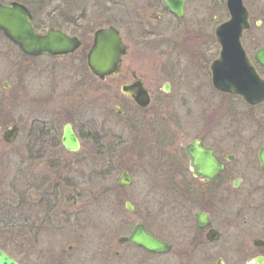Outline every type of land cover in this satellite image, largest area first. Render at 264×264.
Masks as SVG:
<instances>
[{"label":"flooded vegetation","instance_id":"flooded-vegetation-1","mask_svg":"<svg viewBox=\"0 0 264 264\" xmlns=\"http://www.w3.org/2000/svg\"><path fill=\"white\" fill-rule=\"evenodd\" d=\"M11 3L27 8L37 33L55 28L77 38L80 45L66 55H29L0 31L2 38L32 61L42 57L78 61L70 74L61 67V71L49 68L34 75V83L42 86L45 76L46 88L70 82L64 98L60 95L61 100H57L59 95L52 94L47 101L50 105L61 102L55 115L59 118L32 121L50 131L44 146L36 148L44 155L38 159H45L54 173L64 171L65 177L64 173L57 179L43 177L36 184L22 181L27 190L18 192L19 202L10 209L15 228L24 230L20 226L27 225L34 251L16 250L15 254L3 247L0 250L18 264H264V101L251 104L241 95L215 88L209 64L218 54L207 62L212 33L222 22L212 10L223 7L227 12L226 0H0L1 5ZM213 20L216 24L212 30ZM110 27L120 33L127 53L116 75L100 78L88 66V54L96 32ZM133 36L143 41V60L154 52L157 58L174 55L186 59L188 65L183 63L178 71L159 68L158 75L173 80L165 78L157 87L150 86L144 73L128 68L124 71L125 57L131 50L128 38ZM214 40L218 44L215 34ZM250 58L264 78L253 55ZM200 59L208 71L191 70L189 65ZM119 78L121 98L114 104L113 115L130 132L128 140L123 130L115 132L117 125H111L107 117L99 122L94 117L99 109L100 84ZM134 81H140L148 93L145 106L122 91L123 85ZM2 87L8 83L3 82ZM66 124L79 141L78 150H68L62 144ZM84 141L90 143L93 156L107 160L106 166H95L89 177L104 178L100 172L106 171L107 177L119 172L118 193L136 180L139 187L146 188L143 219L135 223L141 222L144 231L161 242L164 250L150 251L121 242L135 223L118 237L111 229L89 249L91 246L83 244L90 225L84 214L73 209L56 212L61 190L71 188L74 192L79 185L74 162L64 157L81 152ZM120 147L132 157L116 165ZM143 172L147 179L143 180ZM123 173L130 184L120 186ZM142 188L136 195L142 194ZM30 190L38 196L30 199ZM62 197L66 201L70 198L72 207L77 205L78 195ZM127 202L131 204L127 200L124 207ZM44 234L56 236L55 253L37 248ZM30 247L20 246L26 250Z\"/></svg>","mask_w":264,"mask_h":264},{"label":"rangeland","instance_id":"rangeland-1","mask_svg":"<svg viewBox=\"0 0 264 264\" xmlns=\"http://www.w3.org/2000/svg\"><path fill=\"white\" fill-rule=\"evenodd\" d=\"M54 3L59 5L58 1ZM245 4L249 9L251 26L244 33L241 41L248 55L252 56L259 46L264 45V0H245ZM212 15L217 16L220 21L228 18V13L223 7H219L218 9L213 8ZM257 21L260 22L259 25H256ZM215 24L213 20L212 30ZM128 40L131 44V50L125 57L124 63L126 64V68L124 71L134 69L140 75L144 73L147 77V83L152 87L162 84L165 78L173 80L169 76L158 75L159 68H164V71H178L179 68L183 67V63L188 65L186 59H179L174 55H164L157 58L154 52H150L143 60V41L134 36L129 37ZM210 43L207 62L209 59L216 57L219 50V45L214 40V33H212ZM39 59L40 61H32V59L23 56L16 46L0 35V126L5 128L11 124H17L20 129L17 139L10 144L4 142L0 135V247L15 254L17 253L16 250H23L25 253L34 251L31 248L33 247V241L26 228L27 225L26 227L20 226L21 228H25L24 230L15 228L13 225L15 222L14 217L7 214L8 209L11 206L14 207L19 202L18 192L27 190L28 185H23L22 181L27 180L29 184H36L43 177L57 179L61 178L62 173H64V171L52 172L46 166L47 162L45 159L34 160L30 158L38 155L40 150L37 151L36 148L39 146H36L30 154L25 149V146L26 136L29 133L33 120L45 121L50 118H59L55 115L59 114L61 102L50 105L47 101L52 94H58L57 100H61L69 90L70 82L68 84L64 82L58 85L57 88H54L53 85L46 88L44 75L42 76L45 83L43 86L39 82L38 85L35 84V79L33 78L38 71H45L49 68H51V71H61V67H65L64 71L70 74L71 72L68 71L75 68L76 64H78L76 59L65 60L62 58L51 59L46 57ZM200 60H194L193 65H189L191 70L196 71L195 69L201 68L203 69L202 71H208L205 67L206 64H202L203 60ZM261 71H264V69H261ZM198 75L199 80L204 86V75L202 72ZM121 78L100 84L97 100L99 109L94 117L97 122L103 121L107 117L108 121H112L111 125H117L115 132L118 129L123 130L124 137L128 140L131 138L130 132L128 129H124L125 127H121L117 123L119 121L116 122V117L113 115L115 113L114 104L121 98L120 95L118 96ZM18 79H20L19 82ZM3 82H7L8 87H2ZM58 83L61 82L58 81ZM205 87L207 88V86ZM144 119L143 117V121H145ZM45 147L47 149L48 145L46 144ZM118 152L121 156L116 160V165L119 163L123 164L124 161L127 163L132 157L129 153L126 154L124 152L123 147H120ZM48 155L46 154V158ZM64 158L74 162L73 165L75 167L73 169L77 173L79 185L75 187L74 192L71 191V188H63L61 195H78V201L76 202L77 205L72 207L70 198L66 201L60 196V203L56 212L73 209L84 214L86 222L90 223L88 229L84 232L83 244L85 246L89 248L91 245H96L99 243L100 238L111 233V229L114 230L117 237L125 234L130 231L136 220L143 219V189L146 191V188L137 185L139 180H136L133 186L125 188L124 191L118 193L116 187L119 172L105 178L89 177V173H92L91 170L96 169L94 168L95 166H106L107 160L101 156H93L91 154V145L86 141L83 142L81 152L77 155H67ZM62 177H65V173ZM146 177V173L143 172V180ZM139 188H142L140 196H138L139 194L136 195V193H139ZM38 194V192L35 193L30 190L29 198L34 199ZM127 200L133 205L135 213L124 207V203ZM154 209V206L151 205L153 212ZM128 219H132V222H127ZM95 233L96 236L92 237L91 235H95ZM53 237L56 236L42 235L37 242L39 245L37 248H43L49 253H55L57 248L54 247L56 243ZM22 245L31 247L29 250H26L20 248ZM89 249H92V246ZM18 255L21 256L20 254Z\"/></svg>","mask_w":264,"mask_h":264},{"label":"water","instance_id":"water-1","mask_svg":"<svg viewBox=\"0 0 264 264\" xmlns=\"http://www.w3.org/2000/svg\"><path fill=\"white\" fill-rule=\"evenodd\" d=\"M226 7L228 18L214 29L215 39L219 44V54L209 64L212 84L221 91L241 95L251 104L260 103L264 101V78L257 73L256 66L241 42L244 32L250 28L249 11L243 0H226ZM256 24L259 25L260 22L257 21ZM0 31L23 53L29 55H66L74 52L80 45L77 38L70 37L55 28L37 33L30 21L29 11L18 3L0 4ZM126 53L127 48L116 28L100 29L96 32L93 46L88 54V66L100 78L116 75L122 57ZM253 60L264 67V45L256 49ZM122 91L140 105L145 106L148 103V93L140 81L123 85ZM18 134L17 124L4 129L0 127V135L6 143L14 142ZM62 144L71 151L80 148L70 124L64 127ZM127 184H130V178L123 173L119 178V185ZM125 207L133 210L129 202ZM120 241L131 242L150 251L164 250L163 244L147 234L139 221L135 223L132 232L126 237H121ZM0 264L18 263L0 250Z\"/></svg>","mask_w":264,"mask_h":264},{"label":"trees","instance_id":"trees-1","mask_svg":"<svg viewBox=\"0 0 264 264\" xmlns=\"http://www.w3.org/2000/svg\"><path fill=\"white\" fill-rule=\"evenodd\" d=\"M49 133H50V131L47 130V127L44 124H41L39 122L38 123L33 122L31 124L29 133L26 136L27 138H26L25 149L27 150V152L30 154L31 152H33V149L36 146L43 147L44 146L43 144L47 140L46 138L49 136ZM52 134H54V132H52ZM53 139H55V138H53ZM30 158L34 159V160H36L38 158L41 159V158H44V155H43V153L38 152V155L32 156ZM100 174H101L100 176H104V178H105L107 175V172L106 171L100 172ZM23 181H27V180H23ZM7 214L12 216V212H10V209H8Z\"/></svg>","mask_w":264,"mask_h":264}]
</instances>
